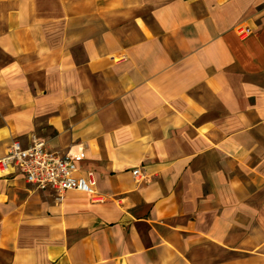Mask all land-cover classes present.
Masks as SVG:
<instances>
[{
    "label": "crops",
    "instance_id": "1",
    "mask_svg": "<svg viewBox=\"0 0 264 264\" xmlns=\"http://www.w3.org/2000/svg\"><path fill=\"white\" fill-rule=\"evenodd\" d=\"M33 135L99 199L0 169V264H264V0H0V157Z\"/></svg>",
    "mask_w": 264,
    "mask_h": 264
},
{
    "label": "built area",
    "instance_id": "2",
    "mask_svg": "<svg viewBox=\"0 0 264 264\" xmlns=\"http://www.w3.org/2000/svg\"><path fill=\"white\" fill-rule=\"evenodd\" d=\"M244 34L247 29L239 27ZM84 145L80 142L71 144L68 149L59 153L46 147L45 141L33 135L28 145H22L18 139H12L4 155L0 157V169L7 171L16 167L23 174L27 183L36 189L50 188L61 199L66 190L85 191L99 199L95 191V179L88 172H78L77 161L84 158ZM133 174L138 175L139 169L134 168Z\"/></svg>",
    "mask_w": 264,
    "mask_h": 264
}]
</instances>
